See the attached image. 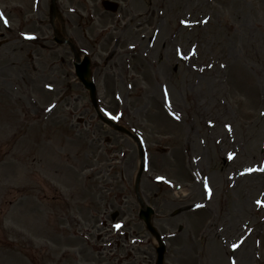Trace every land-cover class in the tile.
<instances>
[{
    "label": "rangeland",
    "instance_id": "obj_1",
    "mask_svg": "<svg viewBox=\"0 0 264 264\" xmlns=\"http://www.w3.org/2000/svg\"><path fill=\"white\" fill-rule=\"evenodd\" d=\"M112 1L115 12L102 0H0V264H154L156 241L138 217L140 151L137 191L154 208L163 264H264V216L238 210L237 183L220 157L234 151L240 169L261 155L264 166V106L247 95L253 85L264 92V0H163L159 20L156 0ZM187 11L200 34L181 30ZM53 26L72 47L53 40ZM227 28L235 36H224ZM171 34L184 52L197 44L199 60L231 46L240 85L213 71L164 79L162 60L171 55L160 35ZM125 46L143 59L130 60ZM76 55L90 58L95 106L73 72ZM217 102L230 122L226 136L189 119L194 103ZM173 107L175 119L167 115ZM185 147L197 163L183 161ZM259 181L240 196L264 201V174Z\"/></svg>",
    "mask_w": 264,
    "mask_h": 264
},
{
    "label": "bare ground",
    "instance_id": "obj_2",
    "mask_svg": "<svg viewBox=\"0 0 264 264\" xmlns=\"http://www.w3.org/2000/svg\"><path fill=\"white\" fill-rule=\"evenodd\" d=\"M189 2L191 0H188ZM156 4L160 5L159 9H157V15H158V20L160 17V13H161V9L160 7L163 6V0H156ZM152 12L151 10H149V12H147V16L144 17L143 19H139V25L136 24V33L138 30L143 29V22L144 20H150L152 18ZM154 15V12H153ZM185 17L187 18H179L178 21L180 24H182V29L181 30H187V28L191 27V29H195L197 32V34L201 33L202 28H200V26L198 25V21L197 20H192L191 21H187L188 20V11L184 12ZM154 17H156L154 15ZM206 19L204 17H202L201 22L205 21ZM121 24V23H120ZM227 28L226 30H224L225 34L224 36H235V34L233 35L232 33L228 32ZM114 33V32H112ZM223 36V37H224ZM160 39H162L161 41V51H165L168 52L169 55H171V57L168 56H164L165 58L162 60V67H163V78L165 79V76L167 73H170L171 75L174 74V71H178V75L177 77L179 78V81H184L186 80V75L189 76H197V74H205V71H213L215 72L214 75L216 76L217 80H222L223 84H225L226 82H229L232 80V82L234 83L235 87H238V85H240L238 82H236L235 80H240L242 79L240 76H235L234 78H231V69L234 67L235 68V64L236 61L233 60L231 57H234V53H233V48L231 46H224L222 48V52L219 53V57L214 56L213 58H209V59H204V60H199V54H200V48H197V44L196 45H192L189 46L188 50L184 52L183 48L176 45L174 48V43L177 39V35H160ZM177 41H181V40H177ZM183 42H181L182 45ZM194 46V49L192 50ZM158 48V47H157ZM174 48V53L171 54L172 49ZM146 49V53H148L149 49H150V45L147 44V46H145ZM159 49V48H158ZM157 49V51H158ZM107 52V48L105 50ZM123 51L125 53V56L128 57L130 60L132 59H136L137 61H139L140 59L142 60L144 57V52L141 49H134L131 48L130 46H125L123 48ZM231 56H230V54ZM108 55H112L114 54V51L108 50L107 52ZM207 61H210L211 63H205ZM205 63V65H204ZM215 66L218 67L214 68ZM241 73H244L245 70L241 69L240 70ZM207 73V72H206ZM193 78V77H192ZM231 82L230 85H233ZM247 95L250 96V101H252V103H255L257 105H260L261 107L264 106V92L261 88V85H253L250 89L247 90ZM212 108L210 109H203L201 108L197 103L193 104V111H191L190 115H189V119L193 120L194 122L198 121L200 123H203L206 126L215 128V129H219L221 135L226 136L228 135V125L230 124V122L228 121V117L226 116V107H224V105L220 102H217V104L211 106ZM174 110H167V115L172 118L175 119L177 117V112L178 109H176V107H173ZM218 143H220V140L218 141ZM226 144L222 146V149L226 148ZM186 149V151H185ZM220 157L221 160H223V166L225 168H227L229 171L226 173V178H228L230 181V184H235L236 185V191H238V195L235 199L237 205L240 206V208H238L239 211L242 210V208L245 209V211H247L248 213L251 212L252 210L254 211H259L262 213V215L264 216V205L261 204H257V201H262L263 200H258V199H254L252 200L250 197L247 198L248 196H245V194L243 196H240V194H242L241 190L242 188L244 190L248 189V188H255L256 184H258V186H262V182L259 181V178L263 176L264 171H260L258 169L264 168L262 161H261V155L258 159L259 162L258 164H252V166H241L240 169L237 168V163L239 162L238 159H236V153L234 151H226L225 153L220 152ZM231 157V158H230ZM181 158L183 159L184 162H186L187 164H191V163H197L198 161V156L196 151L193 148H188L185 147L183 149V154L181 156ZM248 169H253V171H247ZM252 181L254 180L255 182L253 184H249L247 185L246 181ZM240 196V197H239ZM262 198H264V196H261ZM243 204L245 206H243ZM242 214V212H240V215ZM264 220V217H262ZM230 219H233V215L230 214ZM230 228V227H228ZM252 239L250 234H246L245 237L240 238L239 243L242 245L239 246V248L237 249L240 250L241 248H243V250L240 252L243 253L241 260L244 261L247 257V255H249L248 253H250V248H251V243L250 240ZM228 264H238V261L233 262L232 260H228Z\"/></svg>",
    "mask_w": 264,
    "mask_h": 264
},
{
    "label": "water",
    "instance_id": "obj_3",
    "mask_svg": "<svg viewBox=\"0 0 264 264\" xmlns=\"http://www.w3.org/2000/svg\"><path fill=\"white\" fill-rule=\"evenodd\" d=\"M104 6L108 9L115 10L116 9V4L109 2V1H104L103 2ZM87 57H84L82 62H77L75 63V70L77 76L80 78L81 82L89 89L90 95L92 99L94 98V91H95V86L92 82H88L86 77L88 76V65H89V60H87ZM142 167V165H141ZM140 174V173H139ZM140 216L146 223L147 228L156 236L158 239L159 246L156 247V252H157V259H156V264H162V257H163V252L165 250V247L162 242L159 241L158 234L150 224V216L153 212L152 208L150 206L145 205L143 202H140Z\"/></svg>",
    "mask_w": 264,
    "mask_h": 264
},
{
    "label": "snow or ice",
    "instance_id": "obj_4",
    "mask_svg": "<svg viewBox=\"0 0 264 264\" xmlns=\"http://www.w3.org/2000/svg\"><path fill=\"white\" fill-rule=\"evenodd\" d=\"M0 19H4V23H7V20L3 17V14L0 13ZM231 158V157H230ZM260 171H264V168H261V169H258ZM247 171H253V169H248ZM257 204H261V205H264V202L262 201H257ZM117 227H119V225H117ZM237 246L236 245H233V248H236Z\"/></svg>",
    "mask_w": 264,
    "mask_h": 264
}]
</instances>
